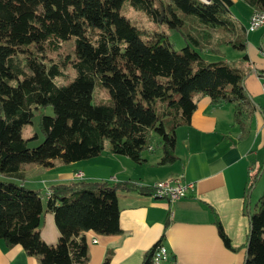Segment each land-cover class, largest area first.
<instances>
[{
    "label": "trees",
    "instance_id": "1",
    "mask_svg": "<svg viewBox=\"0 0 264 264\" xmlns=\"http://www.w3.org/2000/svg\"><path fill=\"white\" fill-rule=\"evenodd\" d=\"M124 1L0 0V239L7 246L20 245L41 264H86L85 231H120L117 190L147 188L74 180L51 184L43 201L39 190L19 182L23 164L88 159L103 151L105 140L111 153L140 163L154 136L160 138L158 162L171 163L176 159L175 130L189 124L196 93L208 95L213 104H233L239 137L246 135L258 107L243 85L250 71L246 54L232 61L201 54L220 55L222 44L244 49L229 18L232 0H127L155 25L177 29L186 40L179 50L165 31L150 34L131 25L120 10ZM244 1L264 10V0ZM215 32L222 33L221 39L214 40ZM71 37L74 75L67 78L45 51L57 50ZM57 77L66 82L57 83ZM96 83L107 88V100H95ZM48 105L54 113L40 116L43 139L29 147L21 129L35 109ZM45 211L53 214L59 232L52 244L39 233ZM215 223L229 246L217 219ZM159 244L145 252L144 264H155ZM110 254L109 249L101 264H109ZM243 264H264V191L248 213Z\"/></svg>",
    "mask_w": 264,
    "mask_h": 264
},
{
    "label": "crops",
    "instance_id": "2",
    "mask_svg": "<svg viewBox=\"0 0 264 264\" xmlns=\"http://www.w3.org/2000/svg\"><path fill=\"white\" fill-rule=\"evenodd\" d=\"M239 1L247 5L244 17L231 11ZM253 9L244 0H232L229 6V18L244 39V49L233 60L246 54L250 71L243 85L258 106L244 137L238 136L233 123L232 103L213 104L208 95L196 93L189 124L175 130L176 159L171 163L160 164L161 151L153 145L143 150L144 160L136 163L128 156L111 153L105 144L100 154L88 159L22 165L19 182L39 190L43 201L51 184L74 180L104 179L147 188L117 190L120 231L107 235L85 231L86 264H101L109 249V264H144L145 252L158 240L168 251V258L159 264H243L248 213L254 211L264 191V26L246 31ZM178 174L194 184L185 197L166 200L152 195L156 181ZM216 219L229 246L219 235ZM38 228L45 242H56L59 232L51 212L43 213ZM0 264L41 263L20 245L7 246L0 239Z\"/></svg>",
    "mask_w": 264,
    "mask_h": 264
},
{
    "label": "rangeland",
    "instance_id": "3",
    "mask_svg": "<svg viewBox=\"0 0 264 264\" xmlns=\"http://www.w3.org/2000/svg\"><path fill=\"white\" fill-rule=\"evenodd\" d=\"M235 5L236 6L232 7L231 11L233 13L237 12L241 17L246 16L247 5L242 1H239ZM120 10L121 13L124 14L129 19L131 25H134L139 29L146 31L147 33L152 34L153 32L156 31L157 32L165 31L168 40L171 42L175 50H179L181 47H183L186 44V40L183 38V36L180 34V32L177 29L167 28L165 25H161V24L155 25L152 21H150V19H148V17L145 15V13L142 10L134 8L132 5L129 4L127 0L123 2ZM147 35L148 34L144 35L143 39H146ZM221 35L222 33L215 32L214 40L221 39ZM73 48H74V37H71L65 41L60 42L57 50L45 51V54L47 55L46 58L47 59L50 58L49 60L58 62L62 67L63 75H65V77L67 78H71L74 75L73 69L71 67V61L75 58ZM219 50L221 51L220 55H214L213 53L204 52V51H201V54L205 59L208 60L229 58L230 60L228 61H232L233 58H235L236 53H239V50L231 47L229 44H222ZM64 80H66L64 77L56 78L57 83L66 82ZM93 95L95 97V100H107L109 98V93L107 88L100 85L99 83L95 84ZM53 113H54L53 108L50 105L37 108L33 111V116L31 118V121L23 125L21 129V133L24 138L28 139L27 145L29 147H33L37 145L43 139V135L39 127V119L41 114L53 115ZM105 144H108L107 140H105ZM152 145L154 146L155 150L161 151L160 138L158 136H154ZM161 261L159 263H161Z\"/></svg>",
    "mask_w": 264,
    "mask_h": 264
},
{
    "label": "built area",
    "instance_id": "4",
    "mask_svg": "<svg viewBox=\"0 0 264 264\" xmlns=\"http://www.w3.org/2000/svg\"><path fill=\"white\" fill-rule=\"evenodd\" d=\"M249 31H253L259 27L264 26V16L256 17L251 15L248 18ZM262 92L264 95V78L261 82ZM80 175V172L77 173V176ZM193 182L186 181L184 175L178 174L171 177H166L156 181L152 185V195L158 197V193H167V199L175 200L182 197H185L190 190H193ZM92 241L95 242L96 238H92ZM168 251L165 245L160 243L153 252L152 259H167Z\"/></svg>",
    "mask_w": 264,
    "mask_h": 264
},
{
    "label": "bare ground",
    "instance_id": "5",
    "mask_svg": "<svg viewBox=\"0 0 264 264\" xmlns=\"http://www.w3.org/2000/svg\"><path fill=\"white\" fill-rule=\"evenodd\" d=\"M204 2H209L210 0H202ZM251 15H255L256 17H263L264 16V10H257V9H253L251 12ZM246 31H249V26L247 23L246 26ZM158 198H165L167 200V193H158ZM163 260V259H153V262L155 264H159V262Z\"/></svg>",
    "mask_w": 264,
    "mask_h": 264
}]
</instances>
